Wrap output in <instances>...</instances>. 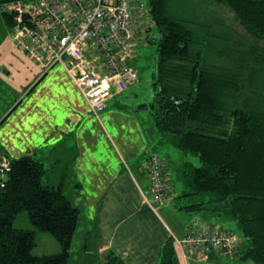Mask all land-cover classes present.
<instances>
[{"label":"trees","instance_id":"obj_1","mask_svg":"<svg viewBox=\"0 0 264 264\" xmlns=\"http://www.w3.org/2000/svg\"><path fill=\"white\" fill-rule=\"evenodd\" d=\"M215 1L234 11L252 44H231L219 34L214 38L213 29L193 15L176 12L173 0H148L161 32L152 115L160 132L173 135L176 148L201 161L181 166L178 208L234 220L247 242L237 252L239 259L264 264V0ZM2 13L15 27L14 16L5 8ZM211 52L222 60L213 61ZM11 160L0 190V264H69L80 209L66 195L64 180L58 186L44 184L46 168L33 155ZM186 198L198 199L184 203ZM24 210L37 229L56 237L60 252H32L36 231L13 224ZM161 264H179L173 237L164 245Z\"/></svg>","mask_w":264,"mask_h":264},{"label":"crops","instance_id":"obj_2","mask_svg":"<svg viewBox=\"0 0 264 264\" xmlns=\"http://www.w3.org/2000/svg\"><path fill=\"white\" fill-rule=\"evenodd\" d=\"M3 22L0 99H4L7 93L9 100L0 112V155L10 158L33 155L46 168L42 178L44 184L55 186L52 177L56 176L59 182L64 180L66 195L79 209L75 202L79 201L78 198H86L85 206L91 209V227L77 247V253L81 252V255L77 259L71 251L69 264H115L112 256L119 258L118 264H161L168 239H174V236L182 238L195 220L230 228L238 234V252L247 247L239 228L213 222L192 212L191 219L183 228L175 224L169 216L177 219L178 215L173 211H179V208L175 198L177 194H173L169 181L171 201L156 208L151 202L145 162L150 152L159 153L156 144H160L165 134L158 130L157 133L155 124L151 123L153 135L150 138L146 131L149 127H144V122L137 118L132 107L129 109L130 117L123 112H115L127 119L126 124L119 122L110 127L98 125L92 128L90 117L84 121L79 100L69 92L59 93L61 90L55 80L48 82L52 78L48 76L50 69L45 71L30 58L16 40V28L6 20ZM140 42L141 46L147 41ZM123 92L114 94L110 99L111 105L114 99L123 96ZM86 112L87 109L84 116ZM97 120L101 121V118ZM99 134L107 138L117 160L106 156L105 147L101 150ZM155 134L157 142L154 141ZM63 150L69 154L64 169L60 170L63 160L60 154L46 163L47 151ZM168 154L171 158L173 151L169 149ZM166 161V158L162 159L166 168L173 163V159ZM88 236L91 238L87 241ZM175 250L179 264H257L252 260H240L238 254L234 257L213 254L209 260H202L184 256L176 245Z\"/></svg>","mask_w":264,"mask_h":264},{"label":"built area","instance_id":"obj_3","mask_svg":"<svg viewBox=\"0 0 264 264\" xmlns=\"http://www.w3.org/2000/svg\"><path fill=\"white\" fill-rule=\"evenodd\" d=\"M16 40L45 71L61 64L99 118L116 93L138 79L128 62L140 41L150 37L152 18L143 0H12ZM12 160L0 155V190L7 184ZM151 202L169 203L163 164L157 152L145 162ZM238 234L226 226L193 221L182 238L174 236L186 257L209 260L213 254L234 257Z\"/></svg>","mask_w":264,"mask_h":264},{"label":"rangeland","instance_id":"obj_4","mask_svg":"<svg viewBox=\"0 0 264 264\" xmlns=\"http://www.w3.org/2000/svg\"><path fill=\"white\" fill-rule=\"evenodd\" d=\"M9 0H0V39L3 37L4 34V27L5 24L3 22V8H5L6 3ZM11 1V0H10ZM5 2V3H4ZM143 2L146 4L147 9H149L148 0H143ZM174 6L173 9L178 12L180 15H184L185 17H188L189 13L190 15H193L194 18L198 19L202 25H205V29H210L214 31L213 37L218 35L224 36L225 39L229 40L231 44H240L249 46L254 42V40L250 37V35L246 34L247 31H244L243 27L239 24V21H237L235 17L234 11L225 4L219 3L215 0H173ZM13 30V29H12ZM14 31V30H13ZM161 38V32L159 29L155 26V24H152V28L150 29V41L146 42L145 45L139 44L137 48V53L132 58L128 64L135 67L138 71V79L131 85H128L127 88L122 93L123 96H119L118 98L113 100V105H111L112 100L108 101L109 108L107 107L104 111L100 112L99 118L96 117L90 110V107L87 108V102L84 98L83 94L80 92V90L76 87L71 77L67 74L65 68L61 64H57L53 68H51L48 72V76L52 77L48 79V82L51 83L54 80L59 85L60 90L59 93H66L69 92L73 94L80 103L81 109L80 112L84 118V121L86 118L90 117V124L93 126L92 128H96V126H108L110 127L111 124L123 122L126 124L125 121L127 119L125 117H120L119 115H116L115 112H123L125 115H130V107L133 108V113L139 118L141 121L144 122V127H149L147 131V135L151 138L153 135L151 123H154V116L152 115V102L154 101V80H155V74L157 69V61H158V44ZM215 38V37H214ZM238 46V47H239ZM210 57H214L213 61H221L222 58L220 55L214 54L211 52V54H208ZM264 85V84H263ZM129 95V98L127 99V96ZM4 99H0V112L2 111V107H4L6 101L9 100V97L7 93L4 95ZM118 101V102H117ZM125 104V105H124ZM147 104V109H140V106H143ZM111 105V106H110ZM85 116L83 115V112L86 111ZM89 109V110H88ZM111 111V112H110ZM107 112H110L109 114H106ZM112 117V120H110ZM101 121L97 120L100 119ZM135 118V117H134ZM95 123L97 125H95ZM157 133L160 131L155 127L154 128ZM159 132H158V131ZM165 134L164 139L160 142V144L157 145V149L164 161V158L167 159L166 163L169 162L170 159H173V163L169 164V166L164 167L166 168V175H167V181H169L170 189H173V194H178L182 189V182L180 175V169L181 166L186 161H192L194 165L199 166L201 165V161L199 156L186 153L178 148H176L172 142L173 135L170 133H163ZM161 135V133H160ZM155 142L158 141V136H156ZM163 138V137H162ZM149 139V138H148ZM107 138L99 134V143L101 145V150H104L105 147V153L107 157H112L117 160V156L115 152L109 148L107 142ZM153 141V143H154ZM105 143V145H103ZM152 143V144H153ZM159 143V142H158ZM155 145V147H156ZM103 146V147H102ZM151 148V145L149 146ZM169 149L173 151V156L171 158L169 157ZM62 152V153H61ZM62 157L63 160H61L60 163V170L64 169L65 164L67 163V160L69 159V154L67 150L63 151H47L45 154L46 157V163L49 164L52 161V158L54 155H58ZM50 161V162H49ZM165 164V163H164ZM52 181H54L55 185L58 186L60 183L59 178L52 177ZM67 182V181H66ZM46 183V181H45ZM69 188V187H68ZM69 194V191H67ZM79 201L75 202L77 205L80 206L81 213L79 217V224L78 227L74 233L73 237V243L71 247V251L74 252V256L79 258L81 255V252L77 253V247L81 245V242L87 232V229L91 227V209L90 206H85L87 204L86 198H78ZM88 199V198H87ZM198 199V198H196ZM195 198H186L183 200L184 203L187 202H193L196 200ZM171 201V199H170ZM169 201V202H170ZM169 204V203H168ZM166 204V205H168ZM164 205V206H166ZM179 211H173L176 212L178 215L177 219H175L173 216H169L170 219H172L173 222H176L175 224L183 226L191 219L190 212L186 210H180ZM205 211V210H202ZM202 211H195L193 213L198 214L199 216L205 217L207 219H210L213 222L216 223H226L230 226L238 227V224L231 219L228 218H222L218 217L217 215H214L211 211L208 213L202 212ZM194 215V214H192ZM14 227L16 228H28V229H34L36 231L35 235V246L32 250V252L35 255L43 256V255H51L55 254L61 251V244L60 242L49 232H44L39 229L31 222L28 211L24 210L20 212L16 218L14 219ZM91 237L88 236L87 241Z\"/></svg>","mask_w":264,"mask_h":264},{"label":"water","instance_id":"obj_5","mask_svg":"<svg viewBox=\"0 0 264 264\" xmlns=\"http://www.w3.org/2000/svg\"><path fill=\"white\" fill-rule=\"evenodd\" d=\"M147 108H148V105L147 104H145L143 106H140V109H147Z\"/></svg>","mask_w":264,"mask_h":264}]
</instances>
